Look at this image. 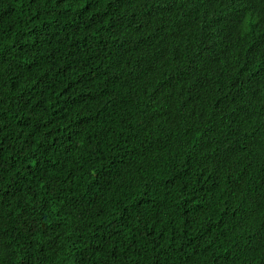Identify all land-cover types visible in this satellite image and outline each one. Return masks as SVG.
<instances>
[{
	"label": "trees",
	"instance_id": "1",
	"mask_svg": "<svg viewBox=\"0 0 264 264\" xmlns=\"http://www.w3.org/2000/svg\"><path fill=\"white\" fill-rule=\"evenodd\" d=\"M250 3L0 0V264H264Z\"/></svg>",
	"mask_w": 264,
	"mask_h": 264
},
{
	"label": "clouds",
	"instance_id": "2",
	"mask_svg": "<svg viewBox=\"0 0 264 264\" xmlns=\"http://www.w3.org/2000/svg\"><path fill=\"white\" fill-rule=\"evenodd\" d=\"M237 1H239V4H240L241 6L245 7V6L248 4V2L250 3V2H252L253 0H237ZM250 4H251V3H250ZM263 14H264V10H263Z\"/></svg>",
	"mask_w": 264,
	"mask_h": 264
}]
</instances>
